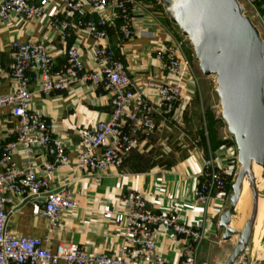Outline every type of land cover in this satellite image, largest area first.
Listing matches in <instances>:
<instances>
[{
    "label": "built area",
    "instance_id": "obj_1",
    "mask_svg": "<svg viewBox=\"0 0 264 264\" xmlns=\"http://www.w3.org/2000/svg\"><path fill=\"white\" fill-rule=\"evenodd\" d=\"M65 9L72 13L71 19L55 18L53 28L61 35H68L73 28H80L95 40H104L94 49L95 67L86 68L81 52L70 46L61 64L55 63L41 42L13 41V60L7 76L16 82L10 92L0 91V106L11 109L18 126L13 138H0V264H197L198 248L203 232L181 221L178 212L158 213L148 206L145 197L134 190H126L120 197L124 212L104 208V217L125 223L127 242L120 256L106 253L88 254L82 246L69 242L52 252L40 237L14 235L7 230L11 208L17 203L15 197L31 201L35 214L43 215L51 227L59 224L60 213L71 209L75 203L67 188L48 190V176L57 165L69 164L70 157L65 143L53 135L46 115L31 109L29 103L33 92L29 85L32 73L38 90L42 93L70 89L84 78L95 87L108 92L113 110L111 117L97 122L93 127L79 130L76 165L83 171L99 175L109 168L122 166L126 156L146 141L157 129V117L175 112L182 98V76L191 72L189 60L184 57L183 39L174 37L155 54L160 68L174 75L173 81H163L155 87V97L147 98L143 88L131 78L121 57L115 53L108 39L107 29L119 21L123 40L133 38L134 14L139 10L153 12L158 2L149 0H62ZM159 5L156 7L158 8ZM162 13L164 9L162 5ZM264 11V6H263ZM43 12V6L34 0H0V19L15 17L33 19ZM149 86L151 84L149 83ZM195 143L198 138H195ZM226 151L236 159L232 146ZM20 151L24 161L16 166L12 155ZM44 154L41 161L43 175H39L32 162L35 152ZM227 155V154H226ZM230 172L221 166L214 153L203 159L196 198L206 204L215 192H227ZM233 179V177H232ZM158 225L183 237L180 259L168 262L157 252L154 230Z\"/></svg>",
    "mask_w": 264,
    "mask_h": 264
},
{
    "label": "crops",
    "instance_id": "obj_2",
    "mask_svg": "<svg viewBox=\"0 0 264 264\" xmlns=\"http://www.w3.org/2000/svg\"><path fill=\"white\" fill-rule=\"evenodd\" d=\"M34 1L43 6L39 17L0 19V91L3 93L16 87V82L7 76L13 60V41L43 43L57 64L63 63L67 49L75 46L80 50L86 68L96 66L94 49L97 43L105 42V39L95 40L80 28H73L68 35H61L53 28L54 19H71L73 16L65 9L63 1ZM239 2L264 39V0ZM151 13L153 12L143 10L135 12L133 38L123 40L119 23L115 22L107 29V40L112 48H116V54L121 57L131 78L143 88L145 96L153 99L157 85L175 78L160 68L155 53L164 48L172 35L177 38L179 36L169 19L165 20ZM183 56L191 63L185 53ZM193 75L189 72L182 76V98L176 105L175 112L169 116L157 117L156 131L126 156L121 167L109 168L96 175L83 171L76 165L79 130L82 127H93L97 122L111 117L113 107L108 92L81 78L70 89L42 93L38 90L34 75L30 73L29 85L33 94L29 105L34 111L46 115L53 135L63 140L70 157L69 164L57 165L48 176L47 188L53 191L67 188L75 205L61 211L59 224L53 228L43 215L33 213L31 201L18 202L21 200L15 197L17 204L11 208L7 230L14 235L40 237L52 252L60 245L74 242L88 254L120 256L128 239L125 223L105 218L104 208L110 206L113 216L118 212L123 213L125 210L120 197L126 190H134L145 197L148 206L155 212L176 211L183 223L198 227L203 232L204 244L198 264L218 260L212 254L213 248L216 244L222 246L232 240L222 238L223 230L218 225L221 213L229 205V195L227 192H215L206 204H202L197 201L196 188L203 159L209 153L216 155L217 161L227 168L231 177L237 172L238 166L235 157L225 150L223 144L215 149L208 148L205 152L198 142H194L199 137L186 133L191 120L188 112L190 105L182 104L186 99L192 98L196 88ZM17 126V118L11 113V109L0 106V138H13ZM43 158L44 154L39 151L32 158L39 175H43ZM12 160L16 166H22L23 154L15 152ZM153 239L157 252L164 255L168 262L179 261L183 237L158 225ZM202 257H205L204 261H201ZM147 263V259L139 261V264ZM58 264L67 263L60 261Z\"/></svg>",
    "mask_w": 264,
    "mask_h": 264
},
{
    "label": "water",
    "instance_id": "obj_3",
    "mask_svg": "<svg viewBox=\"0 0 264 264\" xmlns=\"http://www.w3.org/2000/svg\"><path fill=\"white\" fill-rule=\"evenodd\" d=\"M155 1L187 38L202 74L215 76L221 118L233 136L239 165L218 223L224 240L236 239L223 264H251L259 199L254 164L264 168V39L239 0ZM245 179L251 207L237 229L232 221Z\"/></svg>",
    "mask_w": 264,
    "mask_h": 264
},
{
    "label": "rangeland",
    "instance_id": "obj_4",
    "mask_svg": "<svg viewBox=\"0 0 264 264\" xmlns=\"http://www.w3.org/2000/svg\"><path fill=\"white\" fill-rule=\"evenodd\" d=\"M153 5H155V11L160 12L161 16L162 15L164 17L166 16L165 12L162 13V8H160V5H161L160 3L153 4ZM157 5H159L158 8L156 7ZM169 23H171V22H169ZM171 24L174 26L176 33L178 35H180V37H181L180 39H183V51L185 50L184 47H187L188 49H190V51H191L190 54H192L191 58L193 59V60H190L191 61V63H190L191 64V74L193 73L195 75V77H194V75H193V77L195 78L196 88L192 94V98L186 99V102L184 104H182V105H190V108H188L189 109L188 112H189V116H190L189 119H191V120L189 122V126H187V130H186L187 135H190L193 137L198 136L199 139H201L202 138L201 135H203L204 136L203 141H204L205 145L208 146V148H210V142H209L210 140L209 139H210V135L212 133L214 135V138L222 140L221 144H223L222 146H224V148L227 145L232 146L234 151L237 154L233 136L228 133L226 123L221 118L220 101H219L218 95L215 92V87H216L215 76L214 75L205 76L202 74V72L200 71V69L198 67V62L195 60L192 47L190 46L187 38L181 34L179 28L175 24H173V23H171ZM184 53L187 56L186 51H184ZM208 116H211L214 119L213 124L210 123L211 131L207 127ZM215 116H216V118H215ZM200 145L203 146L201 143H200ZM237 166H238V168H237V172H238L239 165L237 164ZM237 172L233 176L232 181H234ZM259 179L261 181V182H259L261 185L259 193H260V195L264 196V168H261ZM228 192H227V195L230 194L231 190L229 193ZM248 193H249L250 206H249V209L247 210V212L245 214L244 220L249 216L250 207H251V200H250L251 195H250V189L249 188H248ZM235 215H236V210L234 212V216ZM262 226H263V228H261L260 231L263 230V232H262V235L259 239L260 245L262 246V258L256 259L255 256L251 254V256H250L251 264H264V219H263V225ZM235 240H236L235 237H232V240L230 242L228 241L224 244H223V242H221L223 244L222 246L219 244L218 245L216 244V246L212 250V254H214V256H217L218 260H216L215 262H210L208 264H223L225 262L227 256H228V254L232 250V248L235 244ZM203 244H204V242L202 241L201 244L199 245L197 260L199 259V256L202 254L201 250H202ZM252 245L253 244L251 243V253L253 250ZM254 251H255V249H254ZM204 260H205V257H202L201 261H204ZM197 264H198V261H197ZM235 264H240V262H236Z\"/></svg>",
    "mask_w": 264,
    "mask_h": 264
},
{
    "label": "bare ground",
    "instance_id": "obj_5",
    "mask_svg": "<svg viewBox=\"0 0 264 264\" xmlns=\"http://www.w3.org/2000/svg\"><path fill=\"white\" fill-rule=\"evenodd\" d=\"M261 172V167L257 164H254V174H255V179H256V185L258 192L261 188V185L259 182V176ZM248 182L245 179L244 184H243V189L240 195V198L238 200L237 206H236V215L233 217L232 225L236 227L237 229H240L241 226L243 225V221L245 214L247 210L249 209L250 203H249V193H248ZM251 195V193H250ZM251 200V198H250ZM263 219H264V196L260 195L259 193V199H258V213H257V219L255 222L254 226V232H253V237H252V255L255 256L256 259H261L262 258V246L260 245L259 239L262 235L261 228H263ZM255 249V251H254Z\"/></svg>",
    "mask_w": 264,
    "mask_h": 264
},
{
    "label": "trees",
    "instance_id": "obj_6",
    "mask_svg": "<svg viewBox=\"0 0 264 264\" xmlns=\"http://www.w3.org/2000/svg\"><path fill=\"white\" fill-rule=\"evenodd\" d=\"M153 1H155V0H153ZM156 2V1H155ZM157 13V15L159 16V17H163V18H165V20H168V18L165 16H161L160 14V12H156ZM169 21V20H168ZM118 23H120L119 21H117ZM170 22V21H169ZM179 37H180V35H178ZM181 38V37H180ZM113 48L115 49V53H117L116 52V48L113 46ZM185 48V50L184 51H186V54H187V57L190 59V60H193L192 58H191V55L192 54H190L191 53V51H190V49H188L187 47H184ZM213 121H214V119H213V117H211V116H208V123H207V127H208V129H210V131H211V125H210V123H212L213 124ZM202 136V138L201 139H199L198 140V143L200 144H202L203 146V148H204V151L206 152V150L208 149V147L205 145V143H204V141H203V135H201ZM210 141V149H215L216 147H218L221 143H222V140H219V139H217V138H214V135L211 133V135H210V139H209ZM225 142V141H224ZM203 151V152H204ZM207 153H205V155H206ZM232 177L230 176L229 177V181H228V184H227V187H226V189H227V192L229 191L230 192V190H231V184H232ZM228 192V193H229Z\"/></svg>",
    "mask_w": 264,
    "mask_h": 264
}]
</instances>
